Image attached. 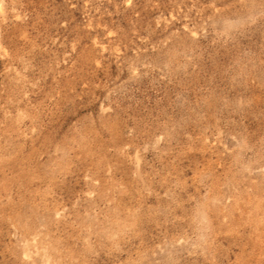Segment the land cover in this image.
<instances>
[{
    "label": "rangeland",
    "instance_id": "374dc122",
    "mask_svg": "<svg viewBox=\"0 0 264 264\" xmlns=\"http://www.w3.org/2000/svg\"><path fill=\"white\" fill-rule=\"evenodd\" d=\"M0 264H264V0H0Z\"/></svg>",
    "mask_w": 264,
    "mask_h": 264
}]
</instances>
